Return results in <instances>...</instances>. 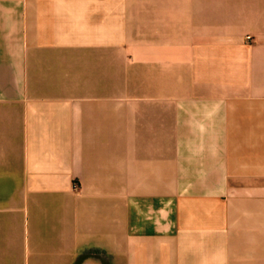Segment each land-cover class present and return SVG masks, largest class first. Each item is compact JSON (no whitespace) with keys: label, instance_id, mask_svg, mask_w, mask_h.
<instances>
[{"label":"crops","instance_id":"0c3cea01","mask_svg":"<svg viewBox=\"0 0 264 264\" xmlns=\"http://www.w3.org/2000/svg\"><path fill=\"white\" fill-rule=\"evenodd\" d=\"M0 185V264H264V0H0Z\"/></svg>","mask_w":264,"mask_h":264},{"label":"rangeland","instance_id":"374dc122","mask_svg":"<svg viewBox=\"0 0 264 264\" xmlns=\"http://www.w3.org/2000/svg\"><path fill=\"white\" fill-rule=\"evenodd\" d=\"M133 1V0H130ZM140 1V0H136ZM146 4L150 3L152 6V3L155 2V0H143ZM163 1V0H162ZM195 11L199 12V8H197ZM152 22H147L145 27L147 30H151L152 28ZM140 27V24L134 23V29ZM154 31V30H153ZM153 31H147L146 33H151L153 35ZM155 33V32H154ZM132 33H130V36ZM134 37L133 39L128 40V51H169V47L166 44H163V42L157 43V41L152 40H145L142 45H140V41L136 39V36L138 35L135 31L133 33ZM180 42V41H179ZM181 43V42H180ZM178 43L175 51H186L185 49L180 48L181 45ZM190 43V47L188 51H215L216 44H209L208 41H202L201 39L188 41ZM192 43V45H191ZM118 49H114V51H117ZM172 50V49H171ZM120 51V50H119ZM124 51V50H123ZM150 64L146 66V68L142 69L139 65L136 64V62H132L130 60L129 69L125 71H121L120 68V60H117L114 58V72L112 75L113 80V97L114 99L120 98V97H139L141 95H150L153 94L154 91L157 90V79L155 73H153L154 68H159V66L163 65V60L160 59L162 63L159 64V59L157 58H151ZM152 66V67H149ZM180 70L176 68V81L177 83L181 82V74L179 73ZM143 82L144 85L137 88V85L139 84L140 80ZM164 83L168 84V79L164 81ZM162 84V87H165V84ZM139 103V102H135ZM161 128L164 130H167V120L161 124ZM140 128V127H139ZM141 129H144V125L141 124ZM23 187L21 186H8V185H0V213L6 212L5 209L12 203L14 198H17L19 193ZM4 209V211H2ZM21 213H26V207L22 209ZM47 228L49 230V233L57 230V219L56 217H49L47 222ZM113 264H121V256L120 253H116L114 251L113 254Z\"/></svg>","mask_w":264,"mask_h":264}]
</instances>
